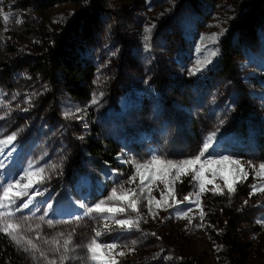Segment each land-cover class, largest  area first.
<instances>
[{
    "label": "rangeland",
    "instance_id": "1",
    "mask_svg": "<svg viewBox=\"0 0 264 264\" xmlns=\"http://www.w3.org/2000/svg\"><path fill=\"white\" fill-rule=\"evenodd\" d=\"M41 1L0 0V140L16 134L0 145V183L32 182L29 196L13 207L39 193L29 208L9 217L20 225L13 233L20 243L5 233L23 260L229 264L238 260L228 243L233 239L249 242L244 264H262L264 191L253 193L252 185L264 187V0H101L99 9L90 0H67L44 11ZM87 13L91 33L78 57L95 71L90 99L79 103L59 85L62 76L51 81L29 65L48 31ZM224 38L230 41L229 73L220 60ZM101 139L114 145L118 167L88 153V141ZM201 153L202 161L221 155L239 160L247 178L237 165L205 163V190L199 192L191 171L177 178L172 169L162 179L164 165L135 167L153 155L179 162ZM141 176L148 177L142 192ZM184 196L193 203L177 204ZM102 201V207L125 211L88 212ZM118 219L139 223L121 229ZM97 231L99 244L118 247H101L94 262L87 245ZM120 251L125 255H116Z\"/></svg>",
    "mask_w": 264,
    "mask_h": 264
},
{
    "label": "trees",
    "instance_id": "2",
    "mask_svg": "<svg viewBox=\"0 0 264 264\" xmlns=\"http://www.w3.org/2000/svg\"><path fill=\"white\" fill-rule=\"evenodd\" d=\"M67 0H42L39 9L44 11L56 2ZM97 9L100 8L101 0H90ZM92 16L87 13L83 19H73L68 24L58 26L54 31L45 34L43 46L38 56L30 62L29 71L31 73H44L51 81L59 78V85L74 100L79 103L87 102L90 99V87L94 77L95 67L78 57L80 43L88 40L91 33ZM229 39H222L221 65L229 73L231 57L229 50ZM88 153L98 161H103L109 165L118 167L113 162V157L117 151L111 141L101 139L97 142L91 140L87 143ZM221 204L224 202L221 200ZM223 212L227 218H232L233 214L223 206ZM234 229H231V232ZM231 251L238 256V260H230L229 264H244L249 256V242H240L229 239ZM0 264H27L15 248L9 237L0 232ZM264 264V257L263 262Z\"/></svg>",
    "mask_w": 264,
    "mask_h": 264
},
{
    "label": "snow or ice",
    "instance_id": "3",
    "mask_svg": "<svg viewBox=\"0 0 264 264\" xmlns=\"http://www.w3.org/2000/svg\"><path fill=\"white\" fill-rule=\"evenodd\" d=\"M3 18L5 21H8L9 15H5ZM16 23H21V21L17 19ZM146 31H149V29H146ZM215 35L216 34H214V36ZM145 39H147V37H145ZM217 52H218V50L213 51L212 55L213 56L217 55ZM208 63H211V61H209ZM200 70H203V69H197V71H200ZM93 103H98V101L93 100ZM215 135H216V133L214 132L212 134V136L209 137V139L211 140L212 138L215 137ZM15 139H16V134L13 133L12 135L7 136L6 140H0V145L11 144ZM203 147H204V150L207 151V149L210 147V145L206 143ZM202 155H203V153H201L200 155H197L194 158L185 159V160H182L179 162H174L172 160H164V159H161L159 156L153 155L151 157L150 161H148L146 164H136L135 167H136L137 171H139V169L142 167L146 168V167H150L152 165H157V164L164 165V167H162L159 170V175L162 179L164 177L171 175L172 169H175V176L177 178H179V176L181 174L186 175V174H188L189 171H191V173L193 174V177L195 179L200 180L199 192H203L205 190V184H204L203 179H202L205 163H208V164L231 163V164L237 165L238 166L237 171L242 174V178L243 179L247 178L248 172L245 169V167L240 164L239 160H233L229 156L221 155L219 157V159L210 160V159H208V157H204V160L202 161L201 160ZM198 164L200 165L199 168H197ZM0 166H3L2 163H0ZM29 167L31 168L32 166L29 165ZM249 167H254V166L249 164ZM259 167L262 171H264V164L260 165ZM41 171H43V170L41 169ZM25 174L26 175L28 174L27 171ZM256 175H257V177H259L261 175V172H257ZM134 179H135V176L129 177V183L133 182ZM145 179H148V177L141 176V178H140V180H141V192L143 191ZM224 179H225L226 185L228 187V191L229 192L234 191L232 184L227 183V177H224ZM210 182L211 181H209V183ZM16 185H21L20 179H17L14 182H7L6 185L3 183H0V191H2V193H3V196L0 197V209H3V211H0V222H2V226H0V232L7 233L8 235H10L12 237V239L14 241H16L17 243H20V241L17 239L16 235L13 234L20 227V225L13 223L11 221V219H9V217H11L14 214V212L29 208L32 200L35 198V195H38L39 193L33 194L32 196L29 197L28 200H24L23 203L19 204L16 207H13V206L17 205L18 199H22L24 196H29L28 189L33 187L32 182L29 181V183L21 185L20 190L13 191V189ZM256 191H264V187H259L258 185L253 184L252 185V192L255 193ZM112 195L116 196L115 189L113 190ZM132 195L135 196V190L134 189L132 190ZM169 195H172V199L175 200V196H174V194H172L171 191H169ZM198 195H199V193H197V196ZM118 198L124 199L126 197H118ZM184 202H187L189 204L193 203V201L190 199L189 196H184L182 201H176L177 204L184 203ZM103 203H104L103 201L100 203H97L96 205H94L93 208H89L88 212L95 211L97 213H105V212H108V213L120 212V213H122L125 211V209L123 207H120V208L102 207ZM148 203H149V205H151V200H149ZM136 205H137V201L131 200L129 206L131 207V209L133 211H137ZM168 206L172 207L173 205L169 204ZM48 207L51 208V205H48ZM149 211H151L150 208H149ZM189 211H191V209H189ZM182 215H187V213L185 212ZM115 222L117 225H119V227L121 229H127V230H131L134 225H138V223H139L138 220L133 221V220H128V219H118ZM261 222H264V221H261ZM48 223L51 224L52 222L48 221ZM105 227H107V225ZM100 236H101V232L97 231L95 233V237L87 245V250L89 253L92 254V260L94 262L97 260L98 249H101V247H104V248H107L110 250H115L118 247V245L116 243L107 244V245L102 246L101 244H99L97 242V238H99ZM70 239L71 238H69V240H66L64 242L63 246L65 247V249H67L69 247ZM28 243L31 244V241L29 240ZM132 243L135 244L136 242L133 241ZM34 247L35 246L33 245V248ZM25 250L27 251L28 249H25ZM132 250L133 249H129V251H132ZM41 255H43V253H41ZM116 255L123 256V255H125V252L120 251V252H117ZM108 264H116L115 259L110 258L108 261Z\"/></svg>",
    "mask_w": 264,
    "mask_h": 264
}]
</instances>
